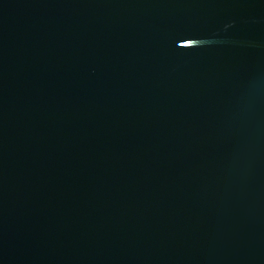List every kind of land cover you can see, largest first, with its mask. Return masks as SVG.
Segmentation results:
<instances>
[{"label": "water", "instance_id": "obj_1", "mask_svg": "<svg viewBox=\"0 0 264 264\" xmlns=\"http://www.w3.org/2000/svg\"><path fill=\"white\" fill-rule=\"evenodd\" d=\"M0 264H264V0H0Z\"/></svg>", "mask_w": 264, "mask_h": 264}]
</instances>
